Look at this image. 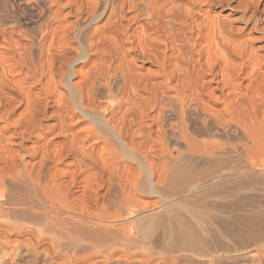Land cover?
Wrapping results in <instances>:
<instances>
[{
	"label": "bare ground",
	"instance_id": "bare-ground-1",
	"mask_svg": "<svg viewBox=\"0 0 264 264\" xmlns=\"http://www.w3.org/2000/svg\"><path fill=\"white\" fill-rule=\"evenodd\" d=\"M215 180H264V0H0V264H264Z\"/></svg>",
	"mask_w": 264,
	"mask_h": 264
},
{
	"label": "rangeland",
	"instance_id": "rangeland-1",
	"mask_svg": "<svg viewBox=\"0 0 264 264\" xmlns=\"http://www.w3.org/2000/svg\"><path fill=\"white\" fill-rule=\"evenodd\" d=\"M19 113H20V111H18V112H16L15 113V115H14V117H13V120L14 121H17L18 120V115H19ZM142 181V180H141ZM216 182L214 183V184H219V185H224V186H226V187H229V188H236L237 189V192H234V193H232V195H234L235 196V198H238L237 196H239V197H243V196H258L259 198H261V199H263L264 198V180H215ZM218 181V182H217ZM251 181H252V183H251ZM151 182H155V180H151ZM165 184H163V189L165 190L164 192L166 193V195H168V196H170V194L172 193L171 191L172 190H169V188H170V186L168 187V183L167 182H164ZM240 184L241 183V186H237V185H235V184ZM181 186H178L179 188H178V190H180V191H178V197L180 198V201H186V200H188V199H191V200H196L198 197H206V196H208L209 194H210V189H212V188H210V186L211 187H213L212 185H210L211 184V180H181ZM179 184V185H180ZM166 185H167V190L165 189V187H166ZM222 185V186H223ZM170 191V192H169ZM168 192V193H167ZM173 195V194H172ZM171 195V196H172ZM151 197V198H150ZM197 197V198H196ZM194 198V199H193ZM141 199V202H143V203H146V204H151L152 206L151 207H149L150 209L149 210H146L148 213H149V211H150V213H152L151 212V210L152 209H154L153 208V204L152 203H154V202H158V201H160V199L159 198H157L156 196H144L143 198H140ZM143 199V200H142ZM157 200V201H156ZM153 201V202H152ZM205 201H207V200H205ZM163 208H165L164 206L162 207V208H160V209H157V210H159V212L161 213V212H163ZM162 209V210H161ZM157 210H155V212L157 213ZM154 212V211H153ZM154 212V213H155ZM159 213V214H160ZM147 214V213H146ZM162 214V213H161ZM163 215V214H162ZM161 216V215H160ZM132 217H133V219H132ZM134 218H135V215H131V216H127L126 218L124 217L123 219H122V221H124V220H128V221H130V220H134ZM202 218V220L205 222V223H203L204 224V226H203V224L201 225V227H202V229H205V231L204 230H202V231H204L203 233H208V231L206 232V229L207 228H205V226L207 225L206 224V218L204 217H201ZM200 218V219H201ZM172 219V218H171ZM173 220V219H172ZM171 220V221H172ZM200 223V222H199ZM206 224V225H205ZM166 226H167V224H165ZM165 225H164V227H165ZM193 227H196V228H199V230H201V228L199 227V226H193ZM207 227H208V225H207ZM196 228H194V229H196ZM209 228H210V226H209ZM208 228V230H211V229H209ZM161 230V229H160ZM161 234H160V233ZM157 234H158V237H157V235H155L153 238H152V236H151V238L148 240V241H150L151 243V248L154 250V251H161V250H163V247H164V245L165 244H169V243H171V241L169 242V240H168V238H167V236H161L162 235V230L161 231H159ZM160 234V235H159ZM207 235V234H206ZM141 236V237H140ZM161 236V237H160ZM143 236L142 235H139L138 236V238H142ZM160 238V241H157V242H153V241H155L156 240V238ZM163 237V238H162ZM144 239V240H143ZM146 238H142V239H140V240H142L143 241V243H144V246H146V247H148L150 244H149V242L147 241V239L145 240ZM164 239V240H163ZM148 242V243H147ZM149 244V245H148ZM160 245V246H159ZM161 245H162V247H161ZM154 246V247H153ZM150 247V246H149ZM157 247H158V250H157ZM159 247H160V249H159ZM156 249V250H155Z\"/></svg>",
	"mask_w": 264,
	"mask_h": 264
}]
</instances>
